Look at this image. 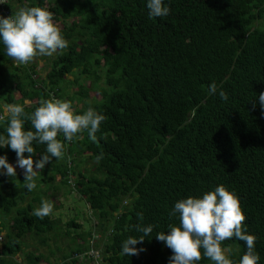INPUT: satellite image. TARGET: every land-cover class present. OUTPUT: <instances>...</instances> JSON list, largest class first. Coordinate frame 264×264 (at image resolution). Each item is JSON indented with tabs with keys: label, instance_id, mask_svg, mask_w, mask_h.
<instances>
[{
	"label": "trees",
	"instance_id": "1",
	"mask_svg": "<svg viewBox=\"0 0 264 264\" xmlns=\"http://www.w3.org/2000/svg\"><path fill=\"white\" fill-rule=\"evenodd\" d=\"M164 4L169 15L156 18L147 0H0V17L22 7L46 8L68 41L48 58L41 80L33 64L14 61L0 41V106L28 102L25 112L32 113L42 99L54 97L70 101L77 114L93 107L106 117L95 143L87 131L71 142L58 137L65 155L38 173L42 193L38 183L27 190L23 170L15 177L0 171V264H16L23 250L21 264H170L172 250L155 236L179 224L178 214L170 215L175 203L202 198L221 184L239 197L244 228L256 236L258 264H264V115L258 101L264 92V0ZM213 82L215 95L209 93ZM6 126L0 122V135ZM25 130H33L30 121ZM33 146L39 160L46 145ZM0 156L17 162L8 146L0 147ZM70 176L96 217L79 243L67 217L33 215L40 195H53L55 204L56 195L77 190ZM24 197L30 202L22 205ZM137 224H151L153 232L134 246L143 249L138 255H122L123 241L143 235ZM31 237L47 255L27 251ZM222 246L232 248L234 264L246 252L235 238ZM210 263L206 257L198 262Z\"/></svg>",
	"mask_w": 264,
	"mask_h": 264
},
{
	"label": "clouds",
	"instance_id": "2",
	"mask_svg": "<svg viewBox=\"0 0 264 264\" xmlns=\"http://www.w3.org/2000/svg\"><path fill=\"white\" fill-rule=\"evenodd\" d=\"M147 9L150 17H166L170 13V8L165 6L164 0H147ZM0 41L5 46L7 55L21 65L29 64L37 56H52L58 51L63 52L68 47V41L55 23L53 13L38 6L22 7L14 16L0 17ZM217 91V85L213 82L209 86V93L215 95ZM218 95L222 101L228 100L225 91L219 90ZM258 101L264 115V92L259 94ZM255 107L256 104L253 103V109ZM105 119L106 117L93 107H88L82 114H77L70 101L54 97L42 99L32 113H26L21 104H4L0 106V122L6 123L7 126L6 135H0V147H10L16 153L17 162L9 163L6 156H0V169L6 170L2 173L8 177L17 175L13 165L20 168L21 172L23 170L25 187L31 192L37 188L38 173L45 168V165L50 163L53 157L56 160L64 157L65 144L58 139L60 135L71 142L80 138L78 134L87 131L88 138L95 143L96 133ZM26 120L30 121L33 130H25ZM34 142L46 145L45 154L35 161ZM25 153L29 155L25 157ZM102 159L103 153L96 156L97 163ZM73 186L72 184L73 189L77 188L74 194L75 200L83 201L88 210L90 215L88 227L91 228L95 226L96 217L93 216L89 204L77 193L81 189ZM51 199L42 200L40 206L33 211V215L43 219L47 216L50 218L53 209L56 208L57 212L58 204L54 207ZM123 201L127 200L123 199ZM177 214L179 224L175 226L169 224L168 234L158 232L155 236L172 250L170 264H198L204 257L212 261V264H234L230 258L232 248L222 246L224 241L233 238L245 242L246 245V252L239 259L238 264H258L260 256L255 251L257 238L248 234L244 228L246 216L239 197L224 185L221 184L214 190L205 192L202 198L189 197L179 200L170 213L173 216ZM57 215L60 214L57 212ZM139 215L142 220V214ZM68 219L77 226V230L81 229L82 224L79 219L75 217ZM135 230L143 235L138 238L129 236L123 241L122 255L134 256L143 251L134 246L142 243L144 238L153 232V225L137 224ZM86 236L82 235V240ZM92 250L90 249L88 254L92 259H96L98 252L93 250L95 254L92 256Z\"/></svg>",
	"mask_w": 264,
	"mask_h": 264
},
{
	"label": "rangeland",
	"instance_id": "3",
	"mask_svg": "<svg viewBox=\"0 0 264 264\" xmlns=\"http://www.w3.org/2000/svg\"><path fill=\"white\" fill-rule=\"evenodd\" d=\"M49 57L50 56H37L32 62H30L31 64H33L35 66L36 79L37 80H41L42 78H44L45 73H46V71L48 69L46 67V61L48 60ZM16 65H18V64H16ZM67 80L70 81L71 77H67ZM68 90H69V92H72L73 89L69 88ZM14 97L18 98V94L15 93ZM29 104L30 103H28V102H24V105H28L29 106ZM86 104H90V100H87ZM28 106H26V107H28ZM80 106L81 105H77L75 108L77 109ZM26 107H24V108H26ZM13 166L16 168V173L17 174H21L20 168H18L15 165H13ZM82 167L85 168V169L86 168L89 169L91 167V165L87 164V165H84ZM2 170H0V171L1 172L6 171L4 169H2ZM79 172H80V170H79ZM73 179H74V177L70 176V178H69V186L71 188H72V184H73ZM57 181H58V179H55V182H57ZM36 183H38V182L36 181ZM38 185L39 186L37 188V192L38 193H42V192H40V189L42 188V185H40L39 183H38ZM16 191H17V194L22 193V190L18 186H16ZM74 194H76L75 190H73L72 194L69 195V196H62L61 197V195H58V196L56 195L55 196L56 199H55L54 207H57V204H58L57 212H58V214L62 215V217H67V218H74L75 217V218L79 219L80 223L82 224V227H81L80 230H77L75 233H71V235L72 236H76L78 234H82L85 237L86 233H87V230H88V225H89V221H90V215L88 213V210L86 209V206H85L84 202L75 200V195ZM34 195H38V194H34ZM52 196L53 195H50V194H47V195H44V196L40 195L38 202H35L36 206H37V204L39 202L41 204V201L44 200L46 197H48V198H46L48 200L49 198L51 199ZM42 197H45V198H42ZM23 200H24V203H22V205L30 202L29 197H24ZM57 212L54 213L52 216H50V218L53 219L55 217V215H57ZM64 221H65V219H64ZM94 224H96V220H94ZM31 238H32L31 241H26V243H27V248H26L27 251L28 252L33 251L32 253L35 254V255L38 254V253L43 254V255H47L48 254L47 249L45 247H40L37 244V242L35 240L36 239L35 237L34 238L31 237ZM76 240H77L78 243L82 242V238H78L77 237ZM46 246L49 247V251H52V246H51L50 243H47ZM25 253H26L25 250L20 252L21 257L19 256V258H17L16 264H21V259L23 258ZM93 254H95V253L92 250L91 255L93 256ZM52 262H54V259L52 260ZM40 264H49V262L45 260L44 262L42 261ZM87 264H91V262L87 261ZM210 264H212V263H210Z\"/></svg>",
	"mask_w": 264,
	"mask_h": 264
}]
</instances>
